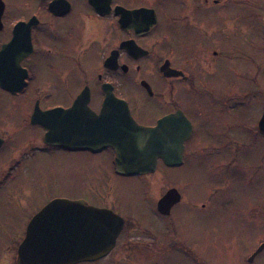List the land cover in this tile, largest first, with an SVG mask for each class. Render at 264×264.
Listing matches in <instances>:
<instances>
[{
    "label": "flooded vegetation",
    "instance_id": "obj_1",
    "mask_svg": "<svg viewBox=\"0 0 264 264\" xmlns=\"http://www.w3.org/2000/svg\"><path fill=\"white\" fill-rule=\"evenodd\" d=\"M226 2L227 0H0V95L10 99L23 97L32 103L29 124L43 130L42 138L33 141L31 145L35 146L37 152L64 150L85 152L93 156L107 152L111 155L110 176L132 178L117 171L113 148L108 146L95 152L90 148L66 149L58 143H49L46 135L59 132L54 125L83 124L64 120L50 124V128L34 125L31 121L34 112L68 110L76 101L81 100L82 111L99 116L107 98H117L127 104L134 120L145 127H155L161 119L182 113L187 122H179L178 117L177 122L172 125H191L192 131L184 143L181 165L185 162L189 143L196 130L203 129L216 140L198 150L212 156L217 168V157L220 158L218 161L222 170L238 167L245 148L244 134L238 132L241 128L227 123L222 127L224 130L218 133L209 126L211 115L241 107L239 101L243 97L252 101L258 99L255 106L258 111L257 120L250 127L254 128L258 136L264 137V132L259 127L264 114V91L255 93L244 90L241 82L242 79L248 80V72L245 71L244 77L243 68H230V63L238 60L235 57L239 56V52L228 55V50L224 47L225 36L243 31L244 26L240 21L244 15H229ZM243 2L239 1L237 4L243 5ZM252 3L251 12L258 15L260 8L263 9L264 0L263 3L253 0ZM213 6L219 8V12L207 13ZM256 51L257 48L253 51L254 55L246 59L253 67L258 66L261 61ZM231 75L235 80L231 79L226 86L225 82ZM217 80L221 81L219 87L213 83ZM188 104H193L196 108L193 114L187 112ZM137 110L141 113L143 111L142 114L147 116L143 122L139 121ZM145 110L158 112L149 116L145 115ZM99 139L94 142L100 143ZM0 140L1 150L6 140L2 137ZM254 144L249 146L252 148ZM22 150L17 148L14 151L12 161ZM11 166L12 164L6 167V174L11 171ZM162 167L170 168L162 159H158L156 171L144 175L149 179L150 185V178ZM157 179L153 182L157 183ZM171 189L174 188H168L159 195L158 202ZM180 197L169 215L159 212L158 203L155 214L159 217H171L176 206L183 202L181 194ZM55 199L57 197H53L52 201ZM75 201H83L84 206L112 212L122 220V228L113 248L102 259L112 256L141 259L163 250L160 248L163 247L160 235L163 227L156 231L153 228L141 231L136 226H129L128 218L117 210L111 188L105 194L95 193L92 199L81 196ZM49 203H45L28 222ZM200 206L202 209L206 207L202 203L198 204V208ZM85 211L77 214L89 216V211ZM170 227L168 225L165 232L173 229ZM25 236L26 232L24 238ZM21 242L15 253L8 255L4 264H18L17 253ZM177 242L176 249L195 259L196 250L190 247L187 249L179 240ZM263 245L264 241L259 246ZM263 251L264 246L259 253L248 258L249 262L252 263Z\"/></svg>",
    "mask_w": 264,
    "mask_h": 264
},
{
    "label": "rangeland",
    "instance_id": "obj_2",
    "mask_svg": "<svg viewBox=\"0 0 264 264\" xmlns=\"http://www.w3.org/2000/svg\"><path fill=\"white\" fill-rule=\"evenodd\" d=\"M239 1H244L243 5L237 4ZM252 2L227 0L229 15H244L240 21L244 29L241 33H228L224 47L229 56L239 52L235 57L238 60H233L230 68H243L244 77L245 71L248 72L249 78L242 79L241 87L258 93L264 91V4L257 15L251 12ZM218 12L219 8L213 6L207 13ZM256 48L261 61L253 67L246 59L254 55ZM231 79L235 80L234 76H228L226 86ZM213 83L219 87L221 81ZM257 100L243 97L239 101L241 107L211 115L209 126L218 133L227 123L241 128L238 132L244 134L245 148L238 167L222 170L217 157V168L212 156L198 150L216 139L207 131L197 129L184 164L160 168L150 178V185L144 175L110 176L111 155L107 152L98 156L64 150L37 152L31 145L42 138L43 130L29 124L32 103L23 97L10 99L0 95V137L6 140L0 150V264L15 253L29 219L53 197L71 201L81 196L92 199L95 193L105 194L109 188L117 210L130 221L129 226L141 231L163 227L160 234L163 250L141 259L112 256L81 264H264V251L252 263L248 259L264 241V137L250 127L257 120ZM186 107L191 114L196 110L193 104ZM142 113L137 110L141 122L147 118ZM156 113L145 110V115ZM251 144H254L252 148ZM17 148L23 150L12 161ZM11 164L6 176V167ZM156 178L157 183L153 182ZM168 188L176 189L183 202L176 206L171 217H159L155 214L158 196ZM200 203L206 207L198 208ZM168 225L173 229L165 232ZM178 240L187 249L196 250L195 259L175 248Z\"/></svg>",
    "mask_w": 264,
    "mask_h": 264
},
{
    "label": "water",
    "instance_id": "obj_3",
    "mask_svg": "<svg viewBox=\"0 0 264 264\" xmlns=\"http://www.w3.org/2000/svg\"><path fill=\"white\" fill-rule=\"evenodd\" d=\"M178 117L179 122H187L179 113L161 119L155 127H145L134 120L124 101L107 98L99 116L82 111L78 100L64 111L36 110L31 121L47 128L64 120L82 122L83 125H54L59 132L47 134V142L66 149L90 148L95 152L109 146L116 153L117 171L132 177L155 172L158 159L169 167L182 164L184 143L192 127L172 125ZM259 125L264 132V114ZM97 138L104 139L94 142ZM180 199L178 191L171 189L159 200V212L169 215ZM82 210L89 211V216H79L77 213ZM121 226L122 220L112 212L84 206L83 201L55 199L28 224L26 236L18 247V264H77L102 259L113 248Z\"/></svg>",
    "mask_w": 264,
    "mask_h": 264
}]
</instances>
